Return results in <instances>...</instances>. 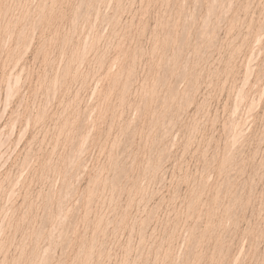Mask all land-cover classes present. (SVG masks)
<instances>
[{
    "label": "rangeland",
    "instance_id": "1",
    "mask_svg": "<svg viewBox=\"0 0 264 264\" xmlns=\"http://www.w3.org/2000/svg\"><path fill=\"white\" fill-rule=\"evenodd\" d=\"M0 264H264V0H0Z\"/></svg>",
    "mask_w": 264,
    "mask_h": 264
}]
</instances>
